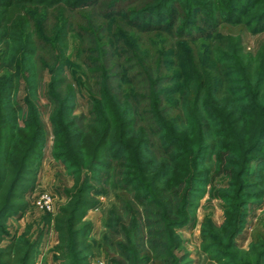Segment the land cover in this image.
Masks as SVG:
<instances>
[{
	"label": "trees",
	"instance_id": "trees-1",
	"mask_svg": "<svg viewBox=\"0 0 264 264\" xmlns=\"http://www.w3.org/2000/svg\"><path fill=\"white\" fill-rule=\"evenodd\" d=\"M95 1L0 0V264H37L50 230L56 235L51 251L61 264H88L96 243L91 241L93 225L86 216L100 209L98 196L103 194L97 186V171H112L115 161L120 175L117 184L132 197L135 207L146 210V224L151 229L147 234L153 241L147 253L133 252L131 248L141 247L136 240L139 235L143 240V231L137 224L145 219H139L138 212L133 214L137 218L126 216L131 236L120 226L121 216L112 206L102 240L111 245L114 236L126 235L127 247L116 246L122 260L179 264L175 252L182 242L177 231L193 220V200L208 186L212 198L224 204L225 219L219 228L212 227L202 235V242L211 241L220 258H230L247 206L264 198V91L260 74L251 81L236 58L218 53L215 45L224 37L216 33L215 21L240 25L246 19L244 24L253 25L255 32L263 31L264 0H148L131 15H105L113 23L129 18L127 23L146 35L149 45L144 47L143 37L115 24L114 32L107 27L108 34L95 37L94 42L99 59H105L107 46L115 51L117 47L126 65L136 62L135 66L145 70L148 89L144 94L137 93L124 66L117 84L120 91L114 92L108 62L92 71V86L81 70V74L70 72L72 82H68V68L80 66L69 65L72 28L64 12L83 9ZM123 1L127 0H111L109 6ZM195 10L207 19L206 24L213 25L214 34H200L206 44L194 52L187 43L198 41L191 19ZM49 14H54L56 30H50L47 37L43 33ZM78 39L81 44L76 57L81 60L87 50L80 35ZM46 48L51 49L47 62L38 55ZM34 57L42 62V68L49 67L51 79L41 91L53 108L49 120L56 139L54 157L67 164L73 185L65 191V202L53 216H44L34 233L32 224L21 233H11L9 222L20 221L30 210L28 199L38 189L44 147ZM166 67L174 72L166 74ZM152 69L155 75L151 77L147 71ZM23 84L25 96L19 103L16 98ZM166 84L171 87L161 88ZM82 88L88 94V118L73 115L76 90ZM141 101H147L148 106L142 115L137 111ZM144 115L153 128L138 124ZM150 135L156 138L153 144H149ZM253 165L257 171L251 170ZM217 179L223 181L222 186L216 185ZM127 209L124 213H131ZM157 239L165 244L155 242ZM247 253L254 257L251 263L229 264H264V240L252 243Z\"/></svg>",
	"mask_w": 264,
	"mask_h": 264
},
{
	"label": "rangeland",
	"instance_id": "rangeland-1",
	"mask_svg": "<svg viewBox=\"0 0 264 264\" xmlns=\"http://www.w3.org/2000/svg\"><path fill=\"white\" fill-rule=\"evenodd\" d=\"M110 1L111 0H96L91 5L84 7L83 9L64 12V17L69 21L70 26L72 28L70 29L68 35L69 49L67 52V57L69 60V65H77L78 67L80 66V69L75 66L73 68L72 66L69 67L66 78L68 82H72V76L70 72H77L79 74L86 73L89 78L88 83L92 86L95 83V77L93 76L92 71H96V68L99 64L102 63L106 65V62H108V68L112 69L113 71V77L110 80V87L114 90V92L118 93L120 91L117 87V84H119V77L122 75V67L124 66L125 68L128 67L129 73L127 74H129L128 76L132 79L137 93H147L148 82L147 78L142 73L145 72L142 67H140L139 65V67L137 65L135 66L134 64H136V62H134L133 64L132 61L130 64L126 65L124 58L119 57L118 48L116 47L115 51L112 46H107L105 48V59L102 57H100L101 59H99L98 55L94 51L96 49L94 42L95 37L100 35L103 36V34L107 35L108 28H110V32H114L116 28L115 24H118L121 25V27H123L127 33H132V35L136 34L139 37H143V41H141L142 43H144V47H147L149 44L145 38L146 35L139 33L133 27V25H131L132 23L130 21L128 22V24L127 21L129 20V18H125L127 21L123 19L114 21L113 23L107 21L106 16L109 15L112 17H118V15L123 14L131 15L133 14L132 12H135L143 6L147 5L146 2L148 0H127L123 2H117L114 4L113 8H110L109 6ZM238 14L240 15V12ZM245 14V16H248L247 13ZM53 15L54 14H49L48 26H46V30H44L43 33L47 37L51 34V31L55 32L56 30H54L55 23ZM191 16L192 21L195 23L193 24V26L196 29V32L193 34V36H197L198 41L194 45L191 42L187 43L184 41L183 43L189 44L192 50L195 52V50L201 49V47L206 44L205 40L207 39H204V37H200V34L204 36H211L214 34V28H212L213 25L206 24L207 19L202 16L200 11H193ZM238 17L240 19L244 18L240 16ZM168 19V17L165 18V22H168ZM245 21L246 19L240 25H231L228 23L219 24L217 21H215L217 26L216 33L224 37V39L221 40L222 42L215 46L220 55H226L231 58H236V60L241 64V66L246 69L245 74L251 81L257 78V75L260 74L262 77L261 89L264 91V30L255 32V30H253V25L248 26L244 24ZM175 26L178 27V25ZM79 35L83 40V49L87 50L85 51V53H83L81 60L77 59L76 57L77 47L79 46V44H81V41H79L78 39ZM50 50V48L40 50L38 55L41 56V58H44V61H50ZM90 62L95 63L91 65L89 64ZM32 64H35L36 66L37 77L40 81V92L38 93V96L36 98V105L37 107H39L40 117L42 118V124L44 127V147L42 149V160L38 181L39 185L35 193L39 192L38 195H36L38 199L39 196L47 194L51 197L52 200L50 209L42 210L34 206V200L30 196L28 199L30 201L29 212L26 214V217L21 220V222L18 221L19 223L15 222L14 220H11L9 226L11 233L15 231H18V233L20 231L21 233L27 224L33 225L34 233L37 229L36 226L37 224H39L41 219L47 215L53 216L56 212V209L65 202V191L69 190L73 185V177L70 174V170L67 169V164L61 159L58 160L54 157V147L56 139L53 127L49 120L53 108L48 105L44 90L41 91V86L44 87L50 82L51 76L50 71L48 69L49 67L46 66L45 68H42L40 66L42 65V62H40V60H37V58L35 57L34 63ZM130 66L133 67L129 69ZM151 67L154 68V65ZM171 68L172 67L168 68V70L164 68L165 73L171 74V72H174ZM147 72L151 77L153 76V74L155 75L153 69L150 72ZM94 74L99 77V74ZM84 82L85 84H87L86 80ZM122 86L123 88L126 87V85L124 84ZM164 87L170 88L171 85L166 84L161 88ZM23 88L24 84L20 88V91L18 92L16 98L19 103H22L23 98L25 96ZM85 90V88H82V90L80 91L78 89L76 90L78 97L76 98L73 109V115L76 117L88 118L90 107L88 102V94ZM147 107V101H141L140 107L137 110L138 113L142 115V110L146 109ZM174 111L177 112L176 110ZM22 113L25 116V108L23 109ZM142 117L143 120L139 119L138 124L144 128L149 126L153 128V122L148 120V115H144ZM150 136L151 137H148L149 144H153L156 138L152 135ZM151 149L153 152H155V149ZM104 159L107 160V157H105ZM117 163L118 162L116 161L113 162V164L115 165ZM115 165L112 171L107 168H98L97 171L96 177L99 181L97 186H99V189L103 191V194L98 196V200L101 203L100 209L91 211L86 216V220L90 221L93 225L91 241L96 243L94 255L92 258L89 259L88 264H114V262H117V264H131V261L129 260H122L116 250V246L118 244H123L127 247L129 243L127 241L126 235L121 233L119 236H114L111 242H109L111 245H106L102 240V236L106 233L107 214L112 206H116L117 211L121 216V218L119 219L121 221L120 226L122 225L124 227L123 229L125 233L128 234H131L129 232H131L130 230L132 229L131 222L128 218H126V216H131L135 214V212H138L139 219H145L147 215L146 210L142 208H137L134 204H132L134 203L132 197L126 195L122 191L121 187L117 184L120 175ZM251 170L257 171L254 165L251 167ZM261 174L264 177V170L261 172ZM215 183L217 186L223 185V181L221 179H217ZM128 200L130 202H128ZM193 206L194 208L191 211L193 220L190 222V224L177 231V234L182 242L181 247L175 252L179 264H229L231 262H252V259L254 257L248 255L247 253L249 251L250 246L252 245V243H258L259 241L264 240V198L260 201H253L247 206V216L243 229L234 241L236 247L230 251L231 257L227 259L220 258V256L216 254L217 247L214 243L210 241L206 242V244L204 245V243L202 242V235L208 233V230H210V228H219L223 224L225 219L223 212L224 204L220 200L212 198V188L211 186H208L207 188H203L201 189V191L197 192L196 197L193 200ZM126 208H128V212H131L128 213L129 215L124 213L123 211V209ZM132 217L137 218V215H133ZM139 219H137V221ZM148 221L149 219H145L144 221H139L137 224L138 229L141 228V231H143V240L140 235V237L138 236L139 241L136 240L137 244H141L140 249L131 248L133 252H139L140 255L141 253H147L150 242H153L147 234L151 230L149 227H147L146 223H148ZM16 227H18V229L21 228V230H16ZM50 231L48 232V234L50 233ZM54 235L55 234H51L49 237L53 239L56 236ZM133 236L137 237V235L134 234ZM45 239L47 242H49L50 240H47V238ZM155 242H161L162 244H165L164 240L162 239H157ZM48 247L49 243H47V245L43 244V254L41 257L39 256L37 264H61V262L52 253V247L47 249ZM213 254L215 256H213ZM218 258L220 259L218 260Z\"/></svg>",
	"mask_w": 264,
	"mask_h": 264
},
{
	"label": "built area",
	"instance_id": "built-area-1",
	"mask_svg": "<svg viewBox=\"0 0 264 264\" xmlns=\"http://www.w3.org/2000/svg\"><path fill=\"white\" fill-rule=\"evenodd\" d=\"M38 193H34L31 195V198L34 200L33 202L34 206L42 210H49L51 206V200H52L51 197L47 194H44L42 196H39V199H38L36 196L38 195Z\"/></svg>",
	"mask_w": 264,
	"mask_h": 264
},
{
	"label": "crops",
	"instance_id": "crops-1",
	"mask_svg": "<svg viewBox=\"0 0 264 264\" xmlns=\"http://www.w3.org/2000/svg\"><path fill=\"white\" fill-rule=\"evenodd\" d=\"M26 217V215L23 217V219ZM23 219H21V220H23ZM21 220L19 221V222H21ZM15 222H17V223H19L18 221H16V220H14ZM11 222V221H10ZM10 222H9V226H10ZM16 230H21V228L20 229H18V227H16L15 228ZM19 233H20V231H19ZM51 234H55L54 232H53V230H51L50 231V233L48 234V236L47 237H45V238H47V240L48 239H50L51 237H49ZM55 236V235H54ZM44 238V240H43V243H42V246H41V255H40V257L42 256V254H43V244L44 245H47V243H49V247L47 248V249H49V248H51L55 243H56V236L52 239H50L49 240V242H47L46 241V239ZM46 241V242H45Z\"/></svg>",
	"mask_w": 264,
	"mask_h": 264
}]
</instances>
